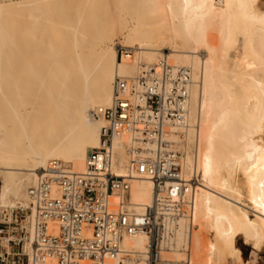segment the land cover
Listing matches in <instances>:
<instances>
[{
	"label": "bare ground",
	"instance_id": "obj_1",
	"mask_svg": "<svg viewBox=\"0 0 264 264\" xmlns=\"http://www.w3.org/2000/svg\"><path fill=\"white\" fill-rule=\"evenodd\" d=\"M162 63L192 76L184 122L164 125V138L182 152L169 202L184 207L162 259L250 264L240 238L264 251V0H0V207L33 209L26 234L8 243L23 240L32 259L29 188L38 171L59 159L84 172L106 125L94 111L111 105L117 77ZM127 144L151 142L115 140L114 171L131 178L127 194L109 197L110 208L124 197L143 212L155 182L129 169ZM147 242L140 232L123 246L142 251Z\"/></svg>",
	"mask_w": 264,
	"mask_h": 264
},
{
	"label": "built area",
	"instance_id": "obj_2",
	"mask_svg": "<svg viewBox=\"0 0 264 264\" xmlns=\"http://www.w3.org/2000/svg\"><path fill=\"white\" fill-rule=\"evenodd\" d=\"M124 50L127 49L123 46L118 48L120 54ZM191 80L190 68L174 69L165 63L159 70L143 68L135 77H117L111 105L94 111L106 125L99 145L90 149L87 169L72 172L61 160L54 159L48 168L38 171L37 183L29 188L36 210L32 259L23 253V240L11 239L9 242L21 246V250L15 253L6 250L5 256H0L2 261L106 264L110 256L118 258L119 264H176L163 260L161 253L171 248L174 223L184 207L182 203L169 202L174 183L181 179L182 152L164 138L168 135L164 125L168 121L184 122ZM126 134L152 144L137 148L126 145L130 153L129 169L147 172L155 182L154 203L143 212L131 208L124 197L117 210L110 208L109 197L115 191L127 194L130 188L131 177L118 175L113 167L114 142ZM51 224L58 227L57 233L49 231ZM3 231L0 229V233ZM21 231L26 234V229ZM140 232L148 237L145 250L123 246L127 235ZM22 257L26 259L24 262Z\"/></svg>",
	"mask_w": 264,
	"mask_h": 264
},
{
	"label": "rangeland",
	"instance_id": "obj_3",
	"mask_svg": "<svg viewBox=\"0 0 264 264\" xmlns=\"http://www.w3.org/2000/svg\"><path fill=\"white\" fill-rule=\"evenodd\" d=\"M119 39L115 40V42L118 43L120 40L123 41L122 39ZM120 46L121 45L118 43L117 48ZM2 181L3 179L0 177V184ZM20 209L22 208L18 207L10 209L0 207V229H4V231L0 233V253H5L6 250L12 253L19 252L21 250V246L16 245L13 242L8 243L6 240L7 238H10L14 235L18 236L19 238L23 236V232L21 230L22 225L26 223L25 217L27 216V212H23ZM237 246L242 250V255L245 261L250 262V264H264V251H261L260 253L255 251V249H253L251 245L246 244L242 238L237 241ZM1 258L2 257H0V264H6V262H3ZM16 258L19 259L18 257ZM21 260V262H24L26 259L25 257H22ZM236 262V259H232L231 263L236 264Z\"/></svg>",
	"mask_w": 264,
	"mask_h": 264
},
{
	"label": "crops",
	"instance_id": "obj_4",
	"mask_svg": "<svg viewBox=\"0 0 264 264\" xmlns=\"http://www.w3.org/2000/svg\"><path fill=\"white\" fill-rule=\"evenodd\" d=\"M0 256H5L4 253H0Z\"/></svg>",
	"mask_w": 264,
	"mask_h": 264
}]
</instances>
